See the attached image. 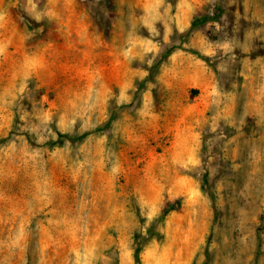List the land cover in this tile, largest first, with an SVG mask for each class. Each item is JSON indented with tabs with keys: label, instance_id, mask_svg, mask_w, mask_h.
<instances>
[{
	"label": "rangeland",
	"instance_id": "1",
	"mask_svg": "<svg viewBox=\"0 0 264 264\" xmlns=\"http://www.w3.org/2000/svg\"><path fill=\"white\" fill-rule=\"evenodd\" d=\"M0 264H264V0H0Z\"/></svg>",
	"mask_w": 264,
	"mask_h": 264
},
{
	"label": "trees",
	"instance_id": "2",
	"mask_svg": "<svg viewBox=\"0 0 264 264\" xmlns=\"http://www.w3.org/2000/svg\"><path fill=\"white\" fill-rule=\"evenodd\" d=\"M103 2L109 4L110 3V0H103ZM92 17H93V20H94V23H95L96 27L99 30L104 31L105 33H107V29L109 27L108 26L109 25L108 20L105 21L104 18H101L100 14H99V10H93L92 11ZM85 135L86 134H81L79 137L82 138ZM60 137L69 139L70 136L68 134H60ZM138 250H139V248H137L135 250L136 257L138 255Z\"/></svg>",
	"mask_w": 264,
	"mask_h": 264
}]
</instances>
